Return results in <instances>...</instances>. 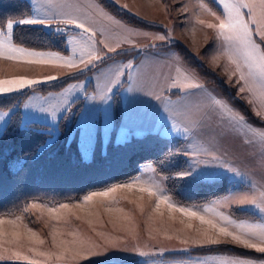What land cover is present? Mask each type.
Instances as JSON below:
<instances>
[{
    "label": "rangeland",
    "instance_id": "obj_1",
    "mask_svg": "<svg viewBox=\"0 0 264 264\" xmlns=\"http://www.w3.org/2000/svg\"><path fill=\"white\" fill-rule=\"evenodd\" d=\"M91 1L97 8L100 7L96 1ZM110 1L136 18L153 26H159L162 29L160 31H151L130 25L126 21L111 15L103 9L111 19L107 18L108 20L106 21L108 25L104 26V30L100 32L103 33V35H98V37H96L97 41L104 39L108 44H111L113 48H116L118 43L127 38L131 40L133 44L121 43V47L129 49V52L136 51L137 49H150L145 48L146 45L156 46L177 42L183 44L187 48L191 45L192 48H198L200 51L196 52V55L188 49L189 52L199 59L204 67L214 73L224 87L233 89L235 96L241 100L237 96L236 89L232 84V81L236 82L237 79L234 64L236 61H238L240 65L242 64L240 55L235 53L231 47H229L226 52L224 42L221 38H218L216 29L207 27L210 23L218 24L219 20L217 16H222L223 14V8L218 3V0L213 1L220 10V14L210 9L200 0H158L162 4V7L158 2L154 4L155 0ZM255 3L257 5L255 10L256 15L259 16L261 12L259 0H255ZM99 10L101 11V9ZM245 11L247 10L245 9ZM44 14L45 13L41 12L42 16ZM201 21L203 23H201ZM36 26L43 27L42 25ZM53 27L55 29L45 26L43 28L53 33H57L56 29L58 27L65 28L67 31H76V28L69 26L62 27L53 25ZM253 31H255V27H253ZM78 33L79 32H77V34ZM72 34H74V32H72ZM156 34L170 35V42L153 40L152 37ZM256 39L259 41V37H256ZM100 47H104V45H100ZM104 51H107V49L104 48ZM44 52L59 53L56 51ZM117 53H120L119 49H117ZM139 53H142V51ZM59 54L70 56L71 52L67 51L66 53ZM114 54L116 53L110 54L111 58ZM165 55L180 60V56L174 49H169ZM76 56L78 61L79 53H77ZM5 60L6 59H0V63ZM145 60L146 59L143 58L142 62L139 63L131 59H112L107 61L104 65L92 69V71L86 74L82 79L68 84L58 92H49L45 95L36 92L31 93L20 107L22 124L39 122V124L48 126L47 132L50 136L48 137L46 145H50L59 138L60 131L58 130V124L62 117L68 114L64 120L65 124L70 126L74 121V112H77L78 114L75 118L74 127L67 133V139L71 140L76 136L79 153L77 160H92L94 158V149L98 147L100 151H103L106 143L111 138L114 139L115 143H122L131 138L129 131L126 129L129 125L131 126V119L128 117L129 112L125 114L123 123H121L123 114L121 110L120 119L117 123L115 120L114 99L117 93V98L122 108L123 98L129 99L133 94L125 92L129 86L128 72L132 70H125V74L121 77L120 85L112 91L110 94L111 100L107 104L101 103L99 96L106 94L108 87L112 86V81L115 79L114 68H123L129 61L133 62L136 66L135 71H132L133 79L131 83L133 87L137 88L139 85L137 77L140 75L141 71L149 68L150 65L149 60ZM206 63L208 65H206ZM82 67L83 65L79 64V62H77L75 68L61 66L59 62L51 63L50 67L46 68V75L34 77L29 75L33 72L34 68L27 67L28 71L22 73L27 79L43 80L49 75L58 76L60 78L46 83H38L31 87L26 86L23 90L0 94V98L19 94L34 87L48 85L60 81L67 76L87 72H80L79 69ZM187 70L193 78L202 79L206 84L207 80L202 76L198 75L190 68H187ZM3 73L8 75L10 69L4 70ZM175 77L184 79L187 77L188 81L190 78L182 73H176ZM107 82L109 84H107ZM73 84H83V90L77 91L70 97L69 105L66 106V110L61 108L60 111H57V120L53 123L50 114L40 112L39 108L41 106L53 109L60 107L63 103L61 93H64ZM150 88L154 89L151 86ZM212 88V90L217 93V89L214 86ZM86 96H97V99L95 101H88L85 98ZM49 97H51V99H48ZM222 99L226 103L223 96ZM231 108L234 109L233 107ZM141 109H145L147 113L154 114L152 111L153 108L150 106L148 108L141 107ZM234 110L235 112L237 111L236 109ZM12 111L13 109L0 112V132L5 127ZM135 113L143 114L137 111H135ZM239 115L241 114L239 113ZM222 140H225L224 136H222ZM174 142L176 143V153L178 155L182 154L181 150L184 147L190 145L188 143L186 144L185 141L184 144L180 141ZM184 160L187 164L185 156ZM216 163L222 164L225 168L228 167L220 161ZM23 164L24 160H20L12 163L10 167L13 170H17ZM220 173L225 172L219 167L201 168L192 175L183 177L182 179L213 181L222 177ZM152 177L155 180V183L152 185H156L159 190L165 191V177L158 175L151 165H146L141 169L138 176L139 179L148 180L150 182L152 181ZM225 179L233 186L231 192L236 190L240 185L234 176H228L225 177ZM112 189H115V191H112ZM120 189L121 187L116 185L105 191H98L85 196H91V200H86L85 197H83L78 201L55 205L40 201H32L30 202V212L35 220L34 226L22 216L0 217V220L3 221V223L0 224V233H2V235H0V256H2L3 259H0V262L23 264H154L153 262H145L147 259L155 258L158 253L168 248L161 246L163 240L158 237L147 239L145 237V232L140 229L138 224H133L131 221L124 219L122 215H112L113 212L111 213L109 210L111 206L115 207L118 203L120 206H123L122 203L124 199L120 195ZM102 192H108V195H99V193ZM231 192L227 195V199H225L228 204L232 201ZM65 204L68 205L67 208L61 207V205ZM53 209H55V211H51ZM232 211L234 210H231L229 214L234 217ZM209 234L220 242L202 248L214 246L237 247L262 255V257L259 258L248 259L256 260V262L264 259V254L258 253L255 250L247 249L243 246L232 245L230 237L223 236L219 238L213 233L211 234V232ZM40 241H43V243ZM141 253H143V255H141ZM206 255H215L217 258L221 255L225 257L235 256L226 252H214Z\"/></svg>",
    "mask_w": 264,
    "mask_h": 264
},
{
    "label": "trees",
    "instance_id": "obj_2",
    "mask_svg": "<svg viewBox=\"0 0 264 264\" xmlns=\"http://www.w3.org/2000/svg\"><path fill=\"white\" fill-rule=\"evenodd\" d=\"M95 1L108 13L130 25L151 31L162 29L136 18L110 0ZM200 1L220 14L213 0ZM30 16L32 7L27 0H0V22ZM13 43L28 50L67 52L64 35L40 26L16 24L13 29ZM157 49H174L182 62L206 79L207 85L216 87L226 103L236 109L248 124L264 129V122L251 114L248 107L235 96L234 90L224 87L218 77L204 67L183 44L178 42L164 44L157 46ZM136 53V51H130L128 54L116 53L109 60H128L137 55ZM138 59L139 57L136 61ZM91 71L67 76L48 85L0 98V112L13 109L0 133V217L22 216L34 226L30 202L40 201L55 205L78 201L90 193L107 190L135 179L140 173V168L146 165H151L158 175L165 177L167 194L180 205L194 207L207 205L232 191V184L224 178L213 181L178 178L177 173L186 170L188 166L184 158L176 153V143L156 132H147L122 143H115L111 138L103 151L98 147L94 149L92 160L80 161L77 160L79 153L76 136L71 140L67 139V133L74 127L77 112H74V121L70 126H67L64 120L68 114L62 117L58 124L59 138L50 145H46L50 136L47 132L48 126L38 123L22 124L20 107L31 93L45 95L49 92H58ZM115 96V120L118 123L122 108L117 98L118 94ZM173 151L176 154L170 156ZM20 160H24V164L13 170L10 165ZM232 214L241 219L255 217L243 210H234ZM214 252H226L247 258L262 257L254 252L230 246L192 249L189 254L202 256ZM182 257L179 254H168L162 259L176 261ZM0 264L23 263L0 262Z\"/></svg>",
    "mask_w": 264,
    "mask_h": 264
},
{
    "label": "crops",
    "instance_id": "obj_3",
    "mask_svg": "<svg viewBox=\"0 0 264 264\" xmlns=\"http://www.w3.org/2000/svg\"><path fill=\"white\" fill-rule=\"evenodd\" d=\"M27 1L30 3L32 7V15H34L32 1ZM157 2L162 7V4L158 0H155L154 4H157ZM38 7H40L42 13H47L53 16L56 15L55 13L60 11L71 12L73 14H85L88 17L87 22L91 23L93 27L97 29L98 34L96 37H98V35L101 36L100 32L104 30V26L108 25L106 20H108L107 18L109 17L107 15L106 17L99 10L103 8L101 6L97 8L91 0H51V3H49L48 0H41ZM53 25L57 24L53 23L51 28H54ZM58 26L65 27L64 25ZM66 32L70 34L74 32L73 35H76L79 30H66ZM160 45H156L154 48L145 49L142 53H136L137 55L130 58L134 62L139 63H141L144 58L146 59L145 61L149 60L150 65L149 68L141 71L140 75L137 77L139 80L137 88H141L142 91L140 93H133L129 99L124 97L122 100L123 114L121 123H123L125 114L129 112L128 117L131 119V126L129 125L126 129L129 131L131 138L140 136L147 132H156L172 141H180L183 144L184 141L186 144H189L190 139L191 143L200 145L206 149L205 152L198 154L200 158L207 159L212 154H217L221 158L218 161L228 167L230 166L234 170L231 173H220L222 174L221 178L225 179V177L234 176L240 185L236 190L231 192L230 195H232V201L230 204L226 202V196L224 198L214 200L207 205L198 207L180 205L171 199V197L167 194L166 189L165 191L159 190L161 197L167 196L169 201L174 205V207L170 210L168 207L169 201H162L159 208H157V196L155 194L149 195L147 191H140V188H147L155 183L153 177L151 182L136 177L127 183L119 185L121 187L119 190L120 195L124 199V202L122 203L123 206H120L118 203L115 207L111 206L109 210L111 213L113 212V216L122 215L124 219L131 221L133 224H138L140 229L145 232V237L147 239H154L155 237H158L163 240V244L161 246H165L168 249L158 253L155 258L147 259L145 263L222 264L224 261L235 259L237 257H225L221 255L217 258L215 255L195 256L189 254V251L192 249L213 245L195 243V241L203 239L201 233L204 230L207 229L209 233L211 232V234L213 233L219 238H222L223 236L218 235L208 224H201V222L195 217H188L176 210V208L182 207L198 211L201 215H204L206 219H212L213 222L217 223L219 226L226 225L219 219L218 216H213L211 213H204V207H213L217 212H222L223 214L228 215L230 219H233L236 223L245 222L250 225H260L261 223H264V214H261L254 206H240L235 203V198L245 192L254 195L258 201L262 198V193H264V138L258 134L262 128L253 127L247 122L237 123L236 130L243 136V140L250 141V143H245L242 142L240 138H236L235 136H225L224 129L220 127L214 119L206 121L203 124L197 123L196 121L199 119V116L195 113V109L198 105L202 104L207 96L214 94L215 97L223 101L218 89L215 87L217 89V93L214 92L212 90L213 86L206 85L202 79L194 78V82L203 85V90L195 91V94L181 96L174 93L169 97L168 93L164 92L163 100H157L155 97L150 98L145 96V92H152L156 96H159L166 88V81L169 75L175 77L176 73H182L183 75L190 77L189 81L184 78H175L184 83L193 82V77L187 70L189 67H187L181 59L179 60L178 58L175 59L165 55L169 50L157 49V46ZM188 49L194 55H196V52L200 51L198 48H192L191 45H189ZM137 57H139V59L136 61ZM107 61H109V59L99 63L98 66L104 65ZM237 64L238 61L234 64L237 79L236 82L232 81V84L236 89V94L243 101V103H245L251 114L259 121L264 122V87L261 86L257 79L250 77L247 79L246 83L244 81H240L238 76L239 73L236 71ZM50 65L51 63L36 64L21 61H9L6 59L4 62L0 63V80L14 79L18 77L25 78V75H22V73L28 71L27 67L34 68L33 72L29 74L33 77L46 75V68L50 67ZM206 65L208 64L206 63ZM240 66L241 71L245 72V75L247 76V69L243 67V64ZM8 68L10 69V73L6 75L3 72ZM177 69H179V72H177ZM107 84L109 83L107 82ZM241 85H243L246 89L243 93L239 90ZM150 86L154 89H151ZM189 91L192 92L193 90ZM169 99L171 100V106L167 112H164L162 109ZM250 100L254 101V103H249ZM149 106L153 108L152 111L154 114L147 113L145 109H141V107L148 108ZM135 111L143 114H137ZM257 113H259V115ZM228 114L233 116L234 120L240 116L237 111ZM173 116L177 118V122L180 124V127L185 129V131L173 132L170 130V124L172 123L171 118ZM36 123L39 124V122ZM222 136H224L225 140H222ZM180 156L184 158L183 154ZM144 167L145 166L141 167L140 171ZM237 172L239 173L238 176L234 174ZM129 183L132 184L131 188L127 186ZM231 210L247 211L253 214L255 218H235L229 214ZM228 227L230 230H234L231 226ZM155 245L159 246L158 244ZM232 245L241 246L233 242ZM168 254H179L183 257L176 261H164L162 258ZM258 263L259 262H257V264Z\"/></svg>",
    "mask_w": 264,
    "mask_h": 264
},
{
    "label": "snow or ice",
    "instance_id": "obj_4",
    "mask_svg": "<svg viewBox=\"0 0 264 264\" xmlns=\"http://www.w3.org/2000/svg\"><path fill=\"white\" fill-rule=\"evenodd\" d=\"M48 2L51 3V0H48ZM40 3L41 0H32L34 15L28 18H21L19 20L8 19L6 22H0V59L36 64L59 62L61 66L69 68H75L77 62H79V64L83 65L79 71L84 72L89 69L97 68L99 63L110 59V54L117 53V49L120 50V54H128L129 49L122 48L121 43L132 45L133 42L131 40L125 38L122 42L117 44L116 48H113L112 45L108 44L104 39L99 41L96 40L98 34L97 29L93 27L91 23L87 22L88 17L85 14H73L71 12L60 11L57 12L55 16L47 13L42 16L41 9L38 7ZM218 3L223 8L222 16H217L219 23H210L207 27L216 29L218 38H221L224 42L226 52L228 51V48L231 47L235 53L240 55L243 67L248 70L246 76L245 73L241 71L240 64H237L236 71L239 73L240 81L246 83L247 79L250 77L257 79L261 86L264 87V0H259V8L261 9L259 16L256 15L255 11L257 7L255 0H218ZM245 9L247 11H245ZM101 12L104 15H108L106 12H103V9H101ZM53 23H56L57 25L73 26L80 30L78 34L73 35L66 33L65 28L58 27L56 29L57 34L65 36V46L67 51L71 52L70 56L60 55L59 53L28 50L25 47L17 46L13 43L14 25H43L45 27H51ZM201 23L203 22L201 21ZM253 27H255V31H253ZM100 35H103V33H100ZM256 37H259V42ZM152 39L170 42V35L156 34ZM100 45H104V47H100ZM154 47L155 45L145 46V48ZM104 48H106L107 51H104ZM143 50L144 49H137L136 51L139 53ZM77 53H79L78 61L76 56ZM135 68L136 66L131 61L125 64L123 68H114L115 79L112 81V86L108 87L107 93L99 96L101 103L107 104L111 100L110 94L120 85L121 77L125 74V70L128 69L135 71ZM132 71L128 72L129 86L125 92L140 93L142 91L141 88L132 86ZM177 72H179V69H177ZM59 78L60 77L58 76L49 75L43 80L27 79L24 77L0 80V94L23 90L26 86L31 87L38 83H46ZM185 79H187V77H185ZM83 87V84L71 85L69 89L64 93H61L63 103L60 107L53 109L41 106L39 111L42 113H49L52 122L55 123L57 120V111H60L61 108L66 110V106L69 105L70 97L77 91H82ZM189 90L193 91L190 92ZM201 90H203V85L194 82V78L193 82L184 83L169 75L166 81V88L159 96H156L152 92H145L144 95L150 98L155 97L157 100H163L164 92H167L170 97L174 93L184 96L195 94V91ZM239 90L242 93L246 91L243 85L240 86ZM85 98L88 101H95L97 96H86ZM48 99H51V97ZM249 103H254V101L250 100ZM170 106L171 100L169 99L164 105L162 111L167 112ZM234 111L235 110L226 105L224 101L215 97L214 94L209 95L205 98L202 104L198 105L195 109V113L199 116V119L196 122L203 124L206 121L214 119L217 121L218 125L224 129L225 136L232 135L236 138H240L242 142L250 143V141H244L243 136L236 130L237 123H245L246 121L242 115L234 120L233 116L228 114ZM257 114L259 115V113ZM171 120V131H185V129L180 127L175 116H173ZM258 134L264 138V129H261ZM189 144L190 146L181 150L182 154L187 159L188 167L186 170L177 173L178 178L190 176L201 168L219 167L225 173L234 171L230 166L225 168L222 164L216 163V161L221 159L217 154H212L207 159L200 158L198 154L205 152L206 149L200 145L191 143L190 139ZM175 154V151H173L170 153V156ZM234 174L237 176L239 175L238 172ZM127 186L131 188L132 184L129 183ZM112 191H115V189H112ZM140 191H147L149 195L155 194L157 196V208H159L162 201H169L167 196L161 197L158 186L156 185L147 188L142 187L140 188ZM99 195L107 196L108 192H102L99 193ZM91 198V196L85 197L86 200H91ZM235 203L240 206L252 205L258 209L261 214H264V193H262V198L258 201L254 195L245 192L235 198ZM61 207L67 208L68 205H61ZM168 207L171 210L174 205L169 201ZM176 210L188 217H195L201 222V224H208L218 235L230 237L233 243L239 244L247 249H254L256 252L264 254V223H261L260 225H250L245 222L236 223L233 219H230L228 215H225L222 212H217L215 208L204 207V213H211L213 216H218L226 225L219 226L217 223H214L212 219H206L205 216L201 215L198 211L182 207H177ZM51 211H55V209ZM2 223L3 221L0 220V224ZM228 226H231L234 230H230ZM0 235H2V233H0ZM201 235L203 239L195 241V243L218 244L220 242L218 239L213 238L207 229L204 230ZM40 242L43 243V241ZM141 255H143V253H141ZM0 259H3V257L0 256ZM222 264H257V262L253 259L237 257L235 259L224 261ZM259 264H264V259L260 260Z\"/></svg>",
    "mask_w": 264,
    "mask_h": 264
}]
</instances>
